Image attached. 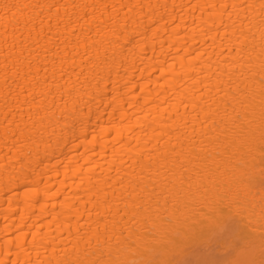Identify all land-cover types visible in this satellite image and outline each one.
I'll return each mask as SVG.
<instances>
[{
	"label": "bare ground",
	"instance_id": "bare-ground-1",
	"mask_svg": "<svg viewBox=\"0 0 264 264\" xmlns=\"http://www.w3.org/2000/svg\"><path fill=\"white\" fill-rule=\"evenodd\" d=\"M264 264V0H0V264Z\"/></svg>",
	"mask_w": 264,
	"mask_h": 264
},
{
	"label": "rangeland",
	"instance_id": "rangeland-1",
	"mask_svg": "<svg viewBox=\"0 0 264 264\" xmlns=\"http://www.w3.org/2000/svg\"><path fill=\"white\" fill-rule=\"evenodd\" d=\"M201 249L203 248L202 247L198 248L199 251L193 254V257L190 260L189 264H198L196 263V261L209 260V259L211 260L214 258H218V256L215 253V250H213L211 253H208V252L203 253Z\"/></svg>",
	"mask_w": 264,
	"mask_h": 264
}]
</instances>
